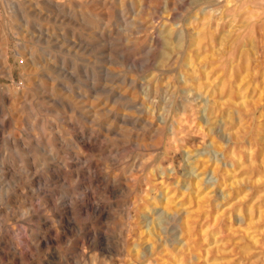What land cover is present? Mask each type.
<instances>
[{"label": "rangeland", "instance_id": "1", "mask_svg": "<svg viewBox=\"0 0 264 264\" xmlns=\"http://www.w3.org/2000/svg\"><path fill=\"white\" fill-rule=\"evenodd\" d=\"M32 1L0 0V264H264V0Z\"/></svg>", "mask_w": 264, "mask_h": 264}, {"label": "bare ground", "instance_id": "2", "mask_svg": "<svg viewBox=\"0 0 264 264\" xmlns=\"http://www.w3.org/2000/svg\"><path fill=\"white\" fill-rule=\"evenodd\" d=\"M34 1V3H35V0H33ZM32 1V2H33ZM40 1V0H39ZM14 4V3H13ZM26 4H27V2H26ZM254 8H255V6H253ZM257 8V7H256ZM67 12V11H66ZM65 12V13H66ZM68 14V13H67ZM64 15V14H63ZM254 15V14H253ZM65 16V15H64ZM70 19V18H69ZM97 20H99V19H97ZM60 21H62V20H60ZM59 21V22H60ZM106 23H108V22H106ZM105 22H104V24H106ZM93 25V24H92ZM113 25V24H112ZM48 26V25H47ZM34 27V26H33ZM25 29V28H24ZM28 29V28H27ZM47 30V29H46ZM25 32V31H24ZM46 32V31H45ZM61 32V31H60ZM29 33H30V31H29ZM25 34V33H24ZM39 34H40V32H39ZM48 34V33H47ZM74 36V35H73ZM95 38V37H94ZM60 43H61V40H60ZM59 44V43H58ZM106 60V59H105ZM95 61V60H94ZM109 75V74H108ZM110 76V75H109ZM26 78V77H25ZM111 81V80H110ZM111 88V87H110ZM49 90V89H48ZM51 90V89H50ZM43 91V90H42ZM46 91V90H45ZM23 93V92H22ZM22 95V94H21ZM25 95V94H24ZM117 95V94H116ZM120 97V96H119ZM129 97V96H128ZM155 98V97H154ZM55 99V98H54ZM169 101V100H168ZM24 104V103H23ZM153 104V103H152ZM148 105V104H147ZM151 105V104H150ZM147 110V109H146ZM144 111V110H143ZM153 113V112H152ZM23 115V114H22ZM150 115V114H149ZM127 116V115H126ZM38 126V125H37ZM46 140V139H45ZM122 143V142H121ZM47 145V144H46ZM15 165V164H14ZM175 230V228L173 229V231ZM37 235V234H36ZM41 237V236H40ZM35 241V240H34ZM8 244V243H7ZM14 245V244H13ZM12 245V246H13Z\"/></svg>", "mask_w": 264, "mask_h": 264}]
</instances>
